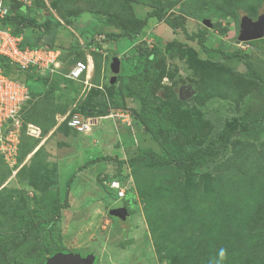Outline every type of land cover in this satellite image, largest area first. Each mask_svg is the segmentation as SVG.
<instances>
[{"label":"rangeland","instance_id":"rangeland-1","mask_svg":"<svg viewBox=\"0 0 264 264\" xmlns=\"http://www.w3.org/2000/svg\"><path fill=\"white\" fill-rule=\"evenodd\" d=\"M44 1L49 6L50 0ZM57 1L60 8L56 9L70 18L71 29L77 34V38L71 36L68 48L73 47L72 53L64 52L67 62L58 71L67 74L76 62L84 60L88 49L92 84L88 87L83 83L87 89L82 97L83 107L95 124L89 135L79 136L63 126L57 131L70 137L69 144L62 139L51 142L49 136L63 117L77 109L73 105L81 94L69 92L77 88L71 80L62 83L63 88L67 85L66 91L58 88L52 73H41L40 82L28 79L35 91L30 93L14 128L18 139L16 165L9 166L0 153V235L12 244L8 262L38 264L36 258L48 254V232L58 227L57 245L61 246L54 250L93 254L95 264H215L221 248L228 253L223 264H264V239H255L245 230L262 226L258 234L264 236V41L259 42V48L240 42L235 17L249 14L257 18L264 14V1L159 0L160 15L176 19L189 36H207L204 45L209 53L198 45V35L189 40L180 29L173 32L164 22L147 18L153 9L140 0ZM233 4L239 6L235 14ZM19 6L35 10L31 4H14L13 8ZM50 12L59 20L57 11ZM207 19L210 28L203 24ZM216 22H221L227 33L213 29ZM140 23L143 25L136 40L158 51L154 63L160 67L152 73L151 93L161 96L184 131L160 130L159 139L175 147L190 144L205 148L214 142L217 152L207 166L188 172L175 164L155 167L134 158L140 149L161 151L148 137L137 136L140 130L133 126L129 99L128 109L112 108L111 96L126 94L124 85L129 83L128 65L120 58L131 53L136 40L120 38L102 43L103 34H97L119 32L120 27L134 33ZM59 39L66 40L62 35ZM75 39L92 42V46L82 49ZM235 52L240 57H225ZM112 57L120 59V72L116 83L110 85L108 64ZM244 60L251 63L258 79L248 73ZM14 77L24 82L23 74ZM188 84L194 86L196 94L181 101L178 87ZM91 140L96 143L86 149L94 152L81 149V143L90 144ZM65 148H72L78 157L58 178L59 188H68L75 196L70 204L64 192L58 197L49 193L54 192L50 188H55L56 160L60 158L52 157L54 150ZM82 152H87L88 159L79 157ZM98 152L106 159L117 157L123 166L116 168L111 161L99 160L76 169ZM117 175L122 176L127 194L115 203L114 193L105 186L108 178ZM65 200L68 208L60 209ZM122 202L129 216L126 221L111 215L117 205L123 207ZM53 235H57L55 230ZM242 241L248 251L239 244ZM254 244L260 252H252Z\"/></svg>","mask_w":264,"mask_h":264},{"label":"trees","instance_id":"trees-1","mask_svg":"<svg viewBox=\"0 0 264 264\" xmlns=\"http://www.w3.org/2000/svg\"><path fill=\"white\" fill-rule=\"evenodd\" d=\"M64 1L66 3L70 1L72 3L77 4L80 1L84 2L87 0H64ZM260 1H264V0H260ZM158 2L159 0H140L139 3H143L153 9L151 13L147 14V18H154L159 22H164V24H166V26H168L173 32H176L178 29H180L189 40H194V38L197 37L198 34L196 36H192V35L189 36L185 28L180 23H178L176 19L168 18L160 15L157 12ZM14 4H20V3L14 1L7 3L6 14L1 23V26L4 28H9L11 33L15 36L21 35L22 46H30V47L46 46L48 48L50 47V48L60 49L61 50L59 57L60 64L62 65L64 62H67V59L65 57L66 54H64V52L72 53L73 47L64 48L63 45H56V40L59 39V35H62V37L65 38H69L70 36H72L71 35L72 33L69 30V28H71L72 26V23L69 22L70 18L67 19L68 16L66 14L64 15L60 10L56 9V8H60L59 2L57 0H50L49 6H47L44 0H32L31 5H33L35 10L23 9L20 6H19L20 8H13ZM96 5H100V4L97 3ZM45 8H50V9L48 10ZM231 8L233 11L232 13L235 14V12L238 11L239 6L238 4H233ZM50 10L57 11V16L59 17L60 21L57 18H55V16L50 12ZM248 15L249 14L245 16L248 17ZM235 17L236 20L239 21L240 17L237 15H235ZM112 24L115 26V28L119 27L117 23L112 22ZM143 24L140 23V25L138 26V28L135 30L134 33H129L126 30H124L122 27H120L119 32L98 33L97 35L99 36L103 34V38H100L101 39L100 42L102 43H106L109 40L116 42L120 38L136 40V37L139 34V31L141 30ZM91 27L93 26L90 24L89 28ZM213 29L217 30L219 34L227 33L226 28L222 26L221 22H216L213 25ZM60 32H62V34H60ZM198 38H199L197 41L198 45L206 53H209V50H207V48L204 45L207 36L203 34H199ZM262 41H264L263 38L262 40H258V42L257 41L250 42L249 44L250 45L254 44V46L259 48V42ZM90 44L92 46V42H90ZM90 44H86L87 47H90ZM77 49H79V46H77ZM96 49L99 51L101 50L99 47H97ZM130 51H131L130 54L128 55L124 54V56L120 58L121 61H125V64L128 65V69H129V80H128L129 83L124 85L126 89L125 90L126 94H123V92H119V94H113L111 96V99L114 101V103L112 104V108L117 110H124L129 108L131 117L133 119V126L136 130L137 129L140 130L138 133H136L137 136L140 135L139 137L141 136L148 137L151 141L157 143L160 146V150H161L160 153H157L151 148L140 149L138 150V154L134 157L135 160L139 162H146L148 163L149 166H155V167L166 164H175L188 172L207 166L209 164L210 159L214 157V155H216L217 152L216 150L217 148L214 142H211L208 146L202 148V147L192 146L190 144H188L185 147L184 146L175 147L170 144H164L160 141L158 136L160 130L167 132H175L178 134H183L184 131L176 123L175 120L177 119V117H174V115L172 116L170 111H168V109L164 105L161 96H155L154 94L151 93V86L153 83L152 73L155 70L153 64L155 61V57L158 54V51L156 48H149L145 41L138 42L137 40L134 46H132ZM225 57L231 58V57H240V56L238 53L235 52L232 54H228ZM82 61L85 62L86 61L85 58ZM244 65L248 73L251 74V76L254 79H258L259 76L254 70L251 63L244 60ZM0 66L2 67L6 75L14 79H16L14 77L15 75L17 74L22 75V73H19L16 70L15 66L10 64L4 58L0 59ZM23 77H24V82L31 94L32 92L35 91V89L33 88L34 86H30L28 79L33 78L34 81L36 82L43 81L41 75L34 76L33 74L30 73L27 74L23 73ZM91 84H92V79H91ZM81 99L83 100H80L79 104H77L78 106L76 111L81 113L85 118H91L88 114L89 110L83 107L85 99L83 97ZM128 99L130 103L129 107L127 104ZM72 111L68 113L67 119H69ZM99 116H105V115H99ZM63 126H67L66 121H63L56 128L55 132H58L57 130H59ZM224 137L225 136H220V138L223 139ZM21 160L22 158L19 157L18 162H21ZM99 160H104L106 162L111 161L116 164L115 165L116 168H120L124 164V162L117 159V157H110L107 159L105 157H101L96 159L95 161H99ZM82 167L78 169L80 170ZM121 178L122 176L117 175V177L115 178L114 177L108 178L107 181H110L111 179H117L119 181H122ZM105 188L107 187L105 186ZM50 189H54V192L50 191L49 193H52L55 196H57V193L60 191V189L58 188L57 181H55V188H50ZM64 195H65L64 199L68 200V195H69L68 188L65 189ZM112 199L115 200L114 195L112 196ZM122 204L125 206V203L122 202ZM62 208H68L66 200L60 204V209ZM262 215L264 217V209ZM261 227L262 226L256 227L252 225L251 227H245V230L247 229V233L248 234L251 233L253 237H255V239L258 238L264 239L263 235L258 234L260 232ZM57 229H55L54 227L48 232L47 235L48 237H50L49 239L46 240V247L48 254H46L47 257L45 258L43 256H38L36 258L38 264H45L47 258L59 252L54 250L55 248H59V246H61V245H57V241H59L60 239V230L58 227ZM53 230H55L57 235L55 236L53 235ZM239 244L242 245L243 249H247V245L245 244L244 241H242ZM254 246L255 248L252 249V252L255 251L260 252V250L257 247V244H254ZM11 249H12V244L9 241L6 242L4 236L0 235V264H10L7 258L11 253ZM248 250L249 249H247V251Z\"/></svg>","mask_w":264,"mask_h":264},{"label":"built area","instance_id":"built-area-1","mask_svg":"<svg viewBox=\"0 0 264 264\" xmlns=\"http://www.w3.org/2000/svg\"><path fill=\"white\" fill-rule=\"evenodd\" d=\"M10 0H0V59H6L16 67L19 73H30L39 76L41 73L57 74L60 67V50L46 46L30 47L22 46V36H15L9 28H4L1 23L5 17ZM28 3L30 0H17ZM92 62H76L65 75L69 80L80 82L82 77L86 81L92 71ZM84 81V82H85ZM30 98V91L24 82H20L4 73L0 66V153L4 161L13 167L16 165L18 151V139L14 134V128L18 127L19 113ZM67 126L76 133L89 134L92 123L78 111H72L69 119L63 117ZM9 129L6 135L4 131ZM107 188L114 193L116 200H122L126 196V184L117 179L107 183Z\"/></svg>","mask_w":264,"mask_h":264},{"label":"water","instance_id":"water-1","mask_svg":"<svg viewBox=\"0 0 264 264\" xmlns=\"http://www.w3.org/2000/svg\"><path fill=\"white\" fill-rule=\"evenodd\" d=\"M203 24L210 28L209 20H204ZM264 38V15L257 17L253 21L250 17L244 16L239 22L238 40L242 43L256 41ZM155 70H158L160 64L158 62L153 64ZM109 78L110 85L115 84L117 76L120 72V59L112 57L109 64ZM196 94V89L192 84L180 85L178 87V98L181 101L190 99ZM111 215L121 221H126L129 217L127 210L124 207H115L111 210ZM95 256L87 254L82 256L80 254L70 252H58L46 260L45 264H95Z\"/></svg>","mask_w":264,"mask_h":264},{"label":"crops","instance_id":"crops-1","mask_svg":"<svg viewBox=\"0 0 264 264\" xmlns=\"http://www.w3.org/2000/svg\"><path fill=\"white\" fill-rule=\"evenodd\" d=\"M91 24V23H90ZM69 28V27H68ZM69 30H70V32L72 33L71 35L72 36H74L75 38H77V34H76V32L74 33V31L71 29V28H69ZM79 39V38H78ZM77 39V40H78ZM56 41H58L59 42V44H57L56 43V45H63L64 47H68L69 46V42H71L72 41V38H71V36L69 37V39L68 38H66V40L64 39V40H61V39H57ZM78 42H79V45L81 44V45H84L85 44V42H84V40H82V42L80 41V40H78ZM85 51H87V53H88V49L87 50H85ZM86 53V52H85ZM86 53V54H87ZM85 54V55H86ZM105 55V54H104ZM110 64V63H109ZM109 64H108V69H109ZM60 72V71H59ZM44 74H48V72H46V73H44ZM53 74V73H52ZM59 75V77H60V79H57V76ZM53 74V76H52V81H53V83H54V85L57 83V84H59L58 85V88H60L61 90H64V91H66L67 90V85L65 86V88H63V86L64 85H62V83H64V84H66L67 82V80H69L68 78H66L65 77V75H63L61 72H60V74ZM63 78V82H61L60 80ZM70 81V80H69ZM74 83H76V85H77V88H73V90H69V92L70 93H72V95H74V96H79L80 94L82 95V96H84V91H86V89H83L84 88V86H83V84L82 83H80V82H74ZM56 84V85H57ZM56 88H57V86H56ZM82 96H79V97H77V101H76V103H79V101H80V99L82 98ZM61 122H62V119H61V121H59V123L58 124H61ZM94 122V124H95V121H93ZM105 129V128H104ZM58 134V135H57ZM90 134V133H89ZM89 134H85V135H89ZM52 136H49V138L51 137V142H53V141H55V140H58V139H62V143H65V144H69V140H70V137L69 136H66V135H63V134H60L59 135V133L58 132H54L53 134H51ZM77 136H79V134L77 135ZM48 138V139H49ZM91 143L94 145L96 142H95V140H91L90 141V144H89V142L88 143H85V144H83V143H81V149H84V150H88L89 151V149H86V147H88L89 145H91ZM48 145L50 146L51 144L50 143H48ZM52 147V146H51ZM52 150H53V148H52ZM95 151H97L96 149H95ZM90 153H92V152H94V151H89ZM101 152V151H100ZM100 152H98L97 154H94V156L93 157H91L90 158V160H88L85 164H84V166L82 167V168H86V166L88 165V164H90V162H97V161H95L96 159H98V158H100L102 155L100 154ZM87 152H82V155L81 156H79V157H85L86 159H88V157L86 156V155H88V154H86ZM60 156V158H58L57 160H56V175H55V180L57 181V183H58V178H59V175H60V173L63 171V172H66V168H69V167H72L73 166V160H76L78 157L77 156H75V154H73V150H72V148H65V149H63L61 152L59 151L58 152V150L57 149H55L54 150V155L52 156V157H59ZM75 156V158H73ZM83 161V160H82ZM77 166H79V165H75L74 166V168H76ZM81 166H79L78 168H80ZM78 168H76L77 170H79ZM81 168V169H82ZM80 169V170H81ZM108 169V168H107ZM110 169V168H109ZM79 170V171H80ZM111 171H112V169H111ZM76 172H78V171H76ZM108 173H110V171L108 172ZM78 173H76L74 176H76ZM100 176H102V175H98L97 177H100ZM60 179V178H59ZM58 188H59V186H58ZM60 189V191L57 193V196L59 195V196H62V193L65 191V188L64 189H62V188H59ZM97 193V192H96ZM63 195H64V193H63ZM68 198H69V204H70V202L73 200V198H75V196H74V194L70 191V189H69V195H68ZM72 202H75V200L74 201H72ZM71 202V203H72ZM67 205H68V203H67ZM88 234V231L86 230V232H85V235H87ZM90 237V236H89Z\"/></svg>","mask_w":264,"mask_h":264},{"label":"clouds","instance_id":"clouds-1","mask_svg":"<svg viewBox=\"0 0 264 264\" xmlns=\"http://www.w3.org/2000/svg\"><path fill=\"white\" fill-rule=\"evenodd\" d=\"M18 2V3H20V4H25V5H30L31 4V2H32V0H30L28 3H23V2H19V1H17V0H10L9 2ZM6 6H7V3H6ZM260 16V15H259ZM56 18V17H55ZM257 19V18H256ZM60 21V20H59ZM239 27V26H238ZM209 28V27H208ZM238 30H239V28H238ZM238 35H239V32H238ZM76 40V39H75ZM77 42H78V40H77ZM85 42V41H84ZM88 42H85V44L84 45H81L80 44V47L83 49V48H90V47H87V44ZM56 49H58V48H56ZM60 50V49H59ZM60 53H61V50H60ZM90 56H91V54H90ZM90 56L89 55H85V60H90L91 62H92V60H91V58H90ZM82 62H84V61H82ZM60 66H61V64H60ZM92 66H93V64H92ZM60 68V67H59ZM92 71H93V68H92ZM92 71H91V73L89 74L90 76H91V79H92ZM57 74H60V72L58 71L57 72ZM66 75V74H65ZM83 78L84 77H82V79H81V81H80V83H84V81L85 80H83ZM72 81V80H71ZM72 82H75V81H72ZM91 85V80H90V83H89V85H88V87ZM82 96V95H81ZM77 104L78 103H74V105H73V107L75 108V107H77ZM74 110H76V109H73V111ZM72 111V110H71ZM68 116V114L65 116V118ZM85 118V117H84ZM88 119H90L91 120V123H92V126H93V124H94V122L93 121H95V120H93L92 118H88ZM64 121V120H63ZM62 121V122H63ZM61 122V123H62ZM92 128V127H91ZM91 132V131H90ZM77 134H80V133H77ZM16 163H17V160H16ZM112 180V179H111ZM109 181H107L106 182V187H107V183H108ZM125 183V182H124ZM108 189V188H107ZM125 198H126V196H125ZM124 198V199H125ZM124 199H122V200H124ZM122 200H114V202L115 203H117V202H121ZM123 205V204H122ZM118 206V205H117ZM123 207L126 209V207L123 205ZM119 220V219H118ZM121 221V220H120ZM227 255H228V253H227V249H225V248H221V249H219V251H218V259L215 261V264H223V262L226 260V258H227Z\"/></svg>","mask_w":264,"mask_h":264},{"label":"flooded vegetation","instance_id":"flooded-vegetation-1","mask_svg":"<svg viewBox=\"0 0 264 264\" xmlns=\"http://www.w3.org/2000/svg\"><path fill=\"white\" fill-rule=\"evenodd\" d=\"M261 15H264V14H261ZM245 15H242L241 17H240V19L242 18V17H244ZM249 17V16H248ZM240 19H239V22H240ZM253 21H255L256 20V18H251ZM238 22V23H239ZM239 28V27H238ZM264 39V38H263ZM260 40H262V39H260ZM251 42H255V41H251ZM247 44H249L250 42H246ZM116 207H122V206H116Z\"/></svg>","mask_w":264,"mask_h":264},{"label":"bare ground","instance_id":"bare-ground-1","mask_svg":"<svg viewBox=\"0 0 264 264\" xmlns=\"http://www.w3.org/2000/svg\"><path fill=\"white\" fill-rule=\"evenodd\" d=\"M90 78H91V76L88 75L86 81L84 82L85 85H87V86L89 85L88 83H89ZM87 86H86V87H87ZM83 190H84V189H83Z\"/></svg>","mask_w":264,"mask_h":264}]
</instances>
